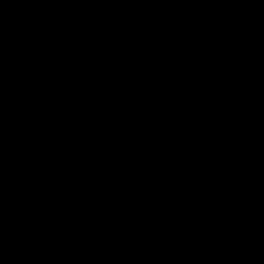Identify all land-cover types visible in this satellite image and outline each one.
Wrapping results in <instances>:
<instances>
[{
    "label": "water",
    "instance_id": "obj_1",
    "mask_svg": "<svg viewBox=\"0 0 264 264\" xmlns=\"http://www.w3.org/2000/svg\"><path fill=\"white\" fill-rule=\"evenodd\" d=\"M0 264H264V0H0Z\"/></svg>",
    "mask_w": 264,
    "mask_h": 264
}]
</instances>
